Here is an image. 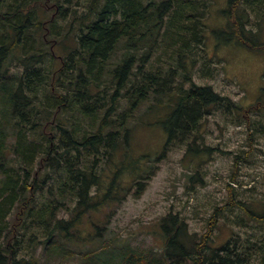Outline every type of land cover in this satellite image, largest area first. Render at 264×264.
<instances>
[{
    "label": "trees",
    "instance_id": "obj_1",
    "mask_svg": "<svg viewBox=\"0 0 264 264\" xmlns=\"http://www.w3.org/2000/svg\"><path fill=\"white\" fill-rule=\"evenodd\" d=\"M208 32L213 47L264 51V0H0V264H264V203L252 192L264 171L241 175L264 141V92L247 110L195 82L217 78L223 60L209 54ZM161 102L174 105L159 123L163 148L216 150L229 174L222 198L205 201L204 232L169 211L160 248L141 250L93 219L154 176L161 157L135 155L132 133L140 110ZM215 113L245 129L247 150L206 145ZM189 179L201 182L199 171ZM219 223L230 237L215 247Z\"/></svg>",
    "mask_w": 264,
    "mask_h": 264
},
{
    "label": "rangeland",
    "instance_id": "obj_2",
    "mask_svg": "<svg viewBox=\"0 0 264 264\" xmlns=\"http://www.w3.org/2000/svg\"><path fill=\"white\" fill-rule=\"evenodd\" d=\"M216 19H218L217 12L213 11L209 17V25H216ZM207 38L209 54L217 55L223 60L220 58L222 61L218 65L220 71L217 78L196 79L195 82L210 85L215 91L230 96L243 108L250 109L264 92V51L253 52L247 48L233 45L213 47L214 39L210 32H208ZM262 39L264 42V33ZM173 108V104L161 102L151 109L145 105L140 110L143 113L139 118L140 111L137 112L136 117L139 121L132 133V152L135 155L161 158L157 160L154 176L147 181V186L139 197L129 196L110 217L106 216V213L95 216L93 220L96 224L99 221L104 223L107 220L105 230L102 231L103 234L108 229L104 234L105 238L111 235L112 238L114 236L118 240L130 242L132 246H140L141 250L152 249L155 251L161 246L160 236L156 233L158 220L169 211L177 212L184 217L188 221L191 232L201 234L206 230L205 221L210 217L211 209L204 207L205 201L208 197H212L214 202H218L222 198L221 191L224 190L226 181L222 179V175L227 178L230 159L223 157L224 155L216 150L204 158H191L186 155L184 147L178 148L177 146L165 150L163 147L167 136L159 123L173 111ZM231 122L224 124L216 113L209 117L202 128L206 145L233 152H237L241 148L242 151L247 150L248 145L244 146L243 143V139L246 137L245 129L240 130ZM260 141H258V143L260 142L258 144L259 152L255 151L254 157L249 162L243 163L241 175L247 172H244V169L253 166H257L263 174L264 141ZM250 162L254 164H250ZM196 169L199 171L201 182L196 180L190 183L189 175L193 174ZM190 187L192 190L189 191ZM250 187L251 185L243 188ZM254 187L252 192H261L262 195L257 196H260L264 203V182L256 181ZM87 229H90L88 225ZM229 237V230L219 223L213 233L214 246L223 245ZM47 263L50 264L42 256L41 264ZM76 263L77 258L71 257L69 261L51 264Z\"/></svg>",
    "mask_w": 264,
    "mask_h": 264
},
{
    "label": "bare ground",
    "instance_id": "obj_3",
    "mask_svg": "<svg viewBox=\"0 0 264 264\" xmlns=\"http://www.w3.org/2000/svg\"><path fill=\"white\" fill-rule=\"evenodd\" d=\"M261 150V149H260Z\"/></svg>",
    "mask_w": 264,
    "mask_h": 264
}]
</instances>
